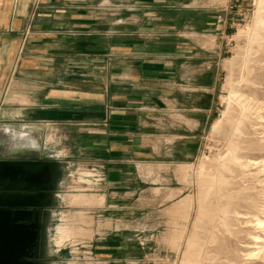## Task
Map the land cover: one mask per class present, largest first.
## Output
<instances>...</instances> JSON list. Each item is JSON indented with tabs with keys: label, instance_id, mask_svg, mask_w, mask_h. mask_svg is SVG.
<instances>
[{
	"label": "crops",
	"instance_id": "0c3cea01",
	"mask_svg": "<svg viewBox=\"0 0 264 264\" xmlns=\"http://www.w3.org/2000/svg\"><path fill=\"white\" fill-rule=\"evenodd\" d=\"M215 11L208 0H0L3 138L41 142V126H56V153L103 172L102 216H143L164 189L153 175L193 158L212 118L217 47L202 45L224 29ZM97 232L99 259L134 260L123 235Z\"/></svg>",
	"mask_w": 264,
	"mask_h": 264
},
{
	"label": "rangeland",
	"instance_id": "374dc122",
	"mask_svg": "<svg viewBox=\"0 0 264 264\" xmlns=\"http://www.w3.org/2000/svg\"><path fill=\"white\" fill-rule=\"evenodd\" d=\"M256 1L258 2V0H208L217 10L213 13L216 25L224 26V29H217L216 33H213L214 36L218 34L215 43L213 36L206 39L202 45L211 50L217 47L218 83L212 118L195 140L196 151L193 158L186 159L172 168H162V179L153 175L151 186L161 187V183L164 189L161 191L152 189L148 195L145 214L134 216L128 220L129 223L120 226L119 223L111 222L102 216L96 206L68 205V195L84 194L89 198L95 195L98 197L105 176L103 183L95 185L96 177L92 176L94 173L91 170H99L96 165L81 166L54 151L62 147L59 145L61 143L56 145V141L54 142L56 136L53 135L59 137L56 126L52 124L41 126L44 134L41 142L32 143L23 135L13 137L19 143L20 139L23 140L21 142L23 147L33 144L28 152L9 147L8 141L11 138H3L7 132H1L0 128V159L40 160L51 157L63 168L56 197L48 209V216L43 221L41 264H113L99 259L96 252L91 249L94 241L92 238L98 233L97 230H100V233L121 234L125 237L126 244H130L128 251L134 260H128L124 264H195L183 256L186 238L192 233L190 231L203 224L198 220L199 205L195 200L199 199L200 193L205 192L209 176L216 173L217 159L226 156L229 141H234L236 137L243 141L240 144L241 148L252 145L256 149L250 157L253 163H258L254 165L251 162L252 166L236 170V173L242 172L243 175L232 180L237 186L225 194L228 198H245L253 207L251 212H244L247 213L246 219L239 221L231 215L228 220L231 237L236 235L241 237L237 246L230 248L232 255L237 258L234 264H249L244 255L250 251L257 253L256 248L260 247V243L256 238L264 240V228L256 225L257 219L264 220V52L258 45L260 43L264 46V40L254 39L257 33L264 35V11L258 13L259 20L256 22ZM232 89L236 92L237 98L232 100L234 103L231 101L228 104L227 98ZM243 116L246 118L243 119ZM258 116L263 119L259 120ZM216 122H220V127L214 132L212 126ZM50 144L52 149H49ZM238 153L243 155L247 152L240 149ZM178 167L183 168L185 173H180ZM201 167L202 176L199 175ZM243 187L245 191H241L240 188ZM158 194L160 198L156 199L155 196ZM190 195L193 196L194 202L185 210L186 213L182 210L180 213L172 214L176 220L169 213L166 216L168 210L172 208L169 206L186 200ZM173 196L174 198H171ZM206 202L208 201L206 200L205 204ZM67 215L74 217L76 221L71 220L78 230H74L71 237L59 243V238L54 236L55 230ZM247 221L250 224H240Z\"/></svg>",
	"mask_w": 264,
	"mask_h": 264
},
{
	"label": "bare ground",
	"instance_id": "6f19581e",
	"mask_svg": "<svg viewBox=\"0 0 264 264\" xmlns=\"http://www.w3.org/2000/svg\"><path fill=\"white\" fill-rule=\"evenodd\" d=\"M256 7H257L256 22H258L259 20L258 13L259 12L262 13L264 11V0H258V2L256 1ZM254 39L264 40V35H259L257 33L254 35ZM258 45H259L260 50L264 52V46L260 43ZM235 98H237L236 92L234 91V89H232L227 98L228 104L231 103V101L234 100ZM232 102L234 103V101ZM228 104H226L227 107L229 106ZM245 118L246 116H243V119ZM257 118L259 120L263 119V117L261 116H258ZM219 127H220V122H216L212 126V129L214 130V132H216L219 129ZM242 142H243L242 139H237V137L234 139V141H229L226 156H224L223 158L219 157L217 159L218 165L216 167V173L214 172L215 175L209 176V179L207 181L208 186L206 187L205 192L200 193L199 199L196 198L198 200H195V202L197 201V204L199 205V219L198 220L199 221L201 220L200 222L201 223L203 222V224L201 225L199 224L200 225L199 228L192 227L193 229L190 231L192 232L191 235L186 238V250L183 254V256L186 259L192 260L193 263L195 264H234V262L237 261V258H235L230 252L231 251L230 248L236 247L238 241L241 240V237L239 238L238 237L239 235L231 237V230L228 224V220L230 219L231 215H233L235 219L239 221L246 219L247 213H244V212L245 211L251 212L253 210L252 209L253 207L250 204H248V202H246L245 198H236V197L228 198L227 196H225V194L226 192L230 191L233 187L237 186V183H232L234 182L232 180L243 175L242 172L236 173V170L242 169V168H248L252 166L253 164L254 165L258 164V163H253L252 162L253 160L250 157V155H252L253 152L256 151V149L253 148L252 145H246L245 147L243 146L241 148L240 144ZM9 146L12 148H19V149L23 147L21 143H19L18 141H16V139H13V138L9 140ZM240 149L245 150L247 153L243 155L238 153ZM242 159H245L246 161H242ZM179 171L180 173H185V170L183 168H179ZM201 171H202V167L200 168V172H199L200 176H202L203 174V172L201 173ZM240 189L241 191H245L244 187ZM247 190L249 191V188ZM178 192L179 191H177V193ZM181 192L182 191H180V193ZM91 197L90 198L85 197L84 194L83 195L82 194L68 195L67 203L69 206H73V207L74 206H79V207L81 206H101L103 204L102 197H96V195H95L96 198L94 196L92 198ZM171 198H174V196ZM206 200L208 201L206 202L207 204H205ZM193 202H194L193 196L190 195V197H188L186 200L179 202V203L176 202L177 204L174 203L175 204L174 206H169L172 208L168 210V212L166 213V216L169 213V215H171V217L174 218L172 214L174 213L177 214V213H180L182 210L184 211L187 210V208ZM191 207L193 208V206ZM169 215H168V218H169ZM177 217L180 218V216H177ZM71 219H74V217L67 215L62 220V223L55 230L54 236L59 238V243L64 241L66 238L71 237V235H73L74 230H78L74 227L73 220ZM195 220L196 218L194 219V221ZM74 221L76 220L74 219ZM256 221H257L256 223L257 227L264 228V220L257 219ZM240 224L248 225L250 224V222L247 221L246 223H240ZM79 230L82 231V229L80 228ZM256 241L260 243V247L256 248L257 253H255V251L254 253L253 251H250L244 256L246 257L247 261L249 260V264H258V262L259 264H264V240L260 238H256ZM220 242H223V244H221Z\"/></svg>",
	"mask_w": 264,
	"mask_h": 264
},
{
	"label": "water",
	"instance_id": "95a60500",
	"mask_svg": "<svg viewBox=\"0 0 264 264\" xmlns=\"http://www.w3.org/2000/svg\"><path fill=\"white\" fill-rule=\"evenodd\" d=\"M62 172L51 157L0 159V264H36L38 213L54 201Z\"/></svg>",
	"mask_w": 264,
	"mask_h": 264
},
{
	"label": "flooded vegetation",
	"instance_id": "af4514ba",
	"mask_svg": "<svg viewBox=\"0 0 264 264\" xmlns=\"http://www.w3.org/2000/svg\"><path fill=\"white\" fill-rule=\"evenodd\" d=\"M48 216V210H44L38 213V238H37V247L33 250L35 258L32 260L36 264H41V252H42V230H43V221Z\"/></svg>",
	"mask_w": 264,
	"mask_h": 264
},
{
	"label": "built area",
	"instance_id": "2783aa9c",
	"mask_svg": "<svg viewBox=\"0 0 264 264\" xmlns=\"http://www.w3.org/2000/svg\"><path fill=\"white\" fill-rule=\"evenodd\" d=\"M101 170L99 169V170H91V172L92 173H94V175H92L93 177H96V179H95V181H94V184L95 185H98V184H100V183H103V181H104V175H103V173L102 172H100ZM96 174V175H95Z\"/></svg>",
	"mask_w": 264,
	"mask_h": 264
}]
</instances>
